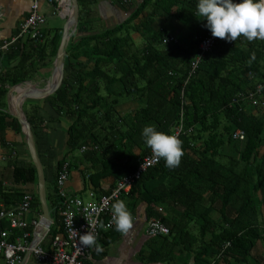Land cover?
Masks as SVG:
<instances>
[{
  "label": "trees",
  "instance_id": "1",
  "mask_svg": "<svg viewBox=\"0 0 264 264\" xmlns=\"http://www.w3.org/2000/svg\"><path fill=\"white\" fill-rule=\"evenodd\" d=\"M78 1L80 20L66 46L63 85L44 98L54 111L50 117L62 114L72 122L67 129V154L57 165L45 163L40 156L49 205L56 210L42 245L49 247L51 238L63 231L56 179L69 154L82 151L84 145L98 146L82 151L81 159L92 163L89 181L94 190L107 193L100 188L103 178L118 180L132 173L138 158L150 152L142 135L145 126L169 132L182 123L185 154L180 165L168 168L161 159L122 196L132 213L145 201L148 217L158 218L170 230L150 237V249L141 250V259L187 264L193 256L194 264H218L219 259L228 263L232 257L249 262L257 243L264 242V106L248 99V92L264 84V40L250 42L243 36L232 42L217 40L193 71L199 43L210 31L206 20L195 15L198 0H141L136 4L118 0L132 13L102 30L88 22L96 0ZM157 18L176 19L183 30L171 22L159 24ZM62 33L59 28L40 43L18 40L3 51L2 142L7 129L22 133L18 119L6 110L9 88L33 82L53 65ZM135 33L142 38L140 43ZM167 36L176 41L164 43ZM129 101L136 107L123 110ZM39 108L34 104L35 114L26 111L34 135L43 121ZM237 128L245 130V140L232 138ZM13 174L17 182L35 186L33 207L41 212L33 162L15 166ZM23 194L0 182V196L7 206L20 202ZM22 232L14 230L10 239ZM121 236L115 226L100 228L97 241L108 245ZM179 246L189 256L186 260L178 258Z\"/></svg>",
  "mask_w": 264,
  "mask_h": 264
},
{
  "label": "crops",
  "instance_id": "2",
  "mask_svg": "<svg viewBox=\"0 0 264 264\" xmlns=\"http://www.w3.org/2000/svg\"><path fill=\"white\" fill-rule=\"evenodd\" d=\"M32 1L33 0H0V44L12 40L17 35L20 25L30 12ZM125 1L136 4L141 0ZM40 10L46 16V22L42 27L46 38L47 35L51 36L54 34L57 29L64 28L70 14L69 0H63L61 3L58 1L49 3L48 0H40ZM132 11V9L129 11L126 10L118 0H96L95 4L92 6V14L88 18V22H93L95 24L93 26L97 28H99L98 23L101 25L103 24V26L107 28L113 24L115 26L117 22L120 23L124 21ZM157 22H159V24L171 22L176 29L179 31L183 30V26L176 19L157 18ZM134 37L137 41L142 39L137 33L134 34ZM53 67L54 63L47 69L48 74H50L47 76L46 80L50 78ZM42 71L46 72L45 69ZM48 74L42 76L46 77ZM35 82H37V79L25 84H32ZM15 93L16 92H12V95ZM6 103V110L9 112L8 92ZM34 104L39 105L38 115L43 118L42 124L38 127L36 135H34L39 155L45 163L50 162L53 166H56L58 160L67 154V129L72 119L62 114L59 116L55 115L53 118L50 117L54 114V111L49 104L45 103L44 98L26 100L24 102L25 113L27 109L28 111H32ZM32 113H34V110ZM2 136L5 140L2 142L0 139V182L2 186L7 189L21 190L23 193L26 191H32L34 193L35 186L33 184H22L17 182L13 174L15 166L23 165L31 161L23 130L22 133H20L14 129H7L2 133ZM263 149L264 148L261 149L262 152ZM82 156L83 152L78 150L77 152L74 151L69 154L66 158V160H69L71 163L67 187L71 193L77 194L84 200L89 201L93 198L90 195L91 191H94L96 196H100L101 194H99V191L94 190L89 181V172L92 171L90 166L92 163L85 159L82 160ZM116 181L114 177L107 176L100 181V188L109 191L115 185ZM122 199L125 200L127 204V200L125 198ZM0 203H2V206L12 208L17 206L19 202L15 203V205L7 206L4 199L0 196ZM147 206L148 204L145 201H141L133 208L134 227L127 235H122L119 239L108 245H103L101 241H97L103 246V251L97 253L93 246L90 264H168L167 262L141 259V250L150 249V237L146 233L147 221L150 218L147 214ZM162 212L166 214L165 209H162ZM41 215L42 210L40 212L38 207H32V211L28 214V218H35L40 221ZM215 216L218 217L219 214L217 213ZM4 224L8 223L5 222ZM176 251L180 260H186L189 257L183 252L180 246L176 248ZM229 259L230 261L228 263L224 259H219L217 263L264 264V242L259 241L257 243L252 251L249 262L234 261L232 257H229ZM0 264H6L2 256H0ZM25 264L41 263L31 254ZM187 264H194L193 256L189 258Z\"/></svg>",
  "mask_w": 264,
  "mask_h": 264
},
{
  "label": "built area",
  "instance_id": "3",
  "mask_svg": "<svg viewBox=\"0 0 264 264\" xmlns=\"http://www.w3.org/2000/svg\"><path fill=\"white\" fill-rule=\"evenodd\" d=\"M61 3L63 0H48L49 3ZM46 22V16L40 10V0H33L30 12L22 22L17 35L10 41L0 44V70L2 68L3 51L18 40H28L39 43L45 40L42 27ZM217 40H224L212 36L211 31L199 43V52L197 58L192 63L193 71L198 66L200 59L204 54L211 50ZM176 41L174 36H167L163 42ZM264 84L258 83L254 90L248 92V99L253 105L264 106L261 100L263 97ZM182 123L175 128V132L181 134ZM234 140H245L246 132L241 128L235 129L232 134ZM97 145H84L82 151L95 150ZM152 156L151 150L147 155L138 158V166L135 171L118 179L115 185L107 192L96 196L94 191L90 195L92 200L86 201L77 194L71 193L67 187V181L70 176L71 164L69 160L64 161L56 179L57 193L61 199L60 216L63 225V231L58 232L50 240V246L44 247L42 238L35 246H31L33 235L39 225V219H29L28 214L32 211L34 193L26 191L22 200L17 206L8 208L0 203V256L5 259L6 264H20L25 254L30 250L31 254L41 264H90V256L93 247H84L79 242V235L84 234L88 228L89 218L96 222V233L99 234V224L103 220L105 229L109 228L111 221V206L116 200L122 198L133 188L135 182L141 178L142 174L150 167L157 164ZM160 210H162L160 208ZM104 217H107L106 219ZM8 223L9 228L3 226ZM32 226V231L28 230ZM23 230L21 235L11 240L10 237L14 230ZM91 230V229H89ZM169 227L156 217H150L147 221L146 233L149 237L169 234ZM31 238V239H30ZM230 245L227 243L226 246Z\"/></svg>",
  "mask_w": 264,
  "mask_h": 264
},
{
  "label": "clouds",
  "instance_id": "4",
  "mask_svg": "<svg viewBox=\"0 0 264 264\" xmlns=\"http://www.w3.org/2000/svg\"><path fill=\"white\" fill-rule=\"evenodd\" d=\"M195 15L206 20L205 27L215 38L228 42L236 41L241 36L250 42L264 40V0H198ZM251 59H255L254 52ZM142 135L156 162L163 159L168 168L180 165L185 152L179 132L160 131L155 125H148L144 127ZM111 211L108 227L114 225L117 232L127 235L134 227V217L125 200H116ZM86 219L89 228L79 235V242L84 247L94 246L97 253L102 252L103 246L97 242L96 222ZM99 227L105 228L103 223Z\"/></svg>",
  "mask_w": 264,
  "mask_h": 264
},
{
  "label": "water",
  "instance_id": "5",
  "mask_svg": "<svg viewBox=\"0 0 264 264\" xmlns=\"http://www.w3.org/2000/svg\"><path fill=\"white\" fill-rule=\"evenodd\" d=\"M69 4L70 14L63 28V34L54 60L52 74L46 84L40 85L37 82L32 84H17L9 88L8 91L9 113L17 118L22 126L30 158L37 170L38 176L37 188L42 215L39 225L34 232L31 246L37 245L49 232L51 225L54 223L56 210L49 205L45 168L38 153L32 125L24 110V102L29 99L45 98L55 93L63 85L65 78L66 46L71 36L76 32L80 20L79 1L69 0ZM12 92L16 93L12 95ZM30 256L31 251L29 250L20 264H25Z\"/></svg>",
  "mask_w": 264,
  "mask_h": 264
},
{
  "label": "rangeland",
  "instance_id": "6",
  "mask_svg": "<svg viewBox=\"0 0 264 264\" xmlns=\"http://www.w3.org/2000/svg\"><path fill=\"white\" fill-rule=\"evenodd\" d=\"M117 23H119V22H117ZM116 23V24H117ZM112 26H114V24L113 25H111L110 27H112ZM98 29L97 30H102V29H104L105 28V26H103V24L101 25V24H99L98 23ZM181 33V35H186V32H183L182 33V31L180 32ZM180 35V36H181ZM138 42L140 43L141 42V40H138ZM49 68V67H48ZM48 68H44L45 70H46V72H43L42 71V75H45V74H48V72H47V69ZM51 69V68H50ZM43 73H45V74H43ZM50 74V73H49ZM40 76V75H38L37 76V83H40L41 85H44V84H46V82L48 81V80H46L47 79V77H45V76ZM47 76V75H46ZM136 107V103L135 102H131V101H129V102H126L124 105H123V110H125V109H127V110H129V109H134ZM77 152V151H76ZM54 153H57V152H54ZM48 188H49V190L52 188V184L50 183V182H48ZM215 214H217L216 212H215ZM191 229H194V228H191ZM196 229V228H195Z\"/></svg>",
  "mask_w": 264,
  "mask_h": 264
}]
</instances>
